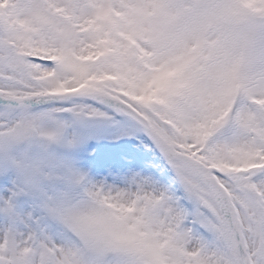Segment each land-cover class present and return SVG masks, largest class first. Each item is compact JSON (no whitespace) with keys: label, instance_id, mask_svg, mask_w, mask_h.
I'll use <instances>...</instances> for the list:
<instances>
[{"label":"snow or ice","instance_id":"1","mask_svg":"<svg viewBox=\"0 0 264 264\" xmlns=\"http://www.w3.org/2000/svg\"><path fill=\"white\" fill-rule=\"evenodd\" d=\"M0 264H264V0H0Z\"/></svg>","mask_w":264,"mask_h":264}]
</instances>
